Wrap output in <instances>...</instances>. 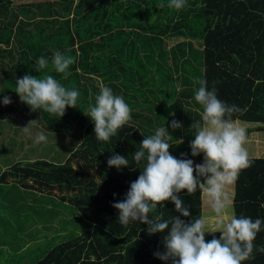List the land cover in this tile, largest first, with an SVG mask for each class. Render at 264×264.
Masks as SVG:
<instances>
[{
	"label": "trees",
	"instance_id": "trees-1",
	"mask_svg": "<svg viewBox=\"0 0 264 264\" xmlns=\"http://www.w3.org/2000/svg\"><path fill=\"white\" fill-rule=\"evenodd\" d=\"M169 2L0 0V140L7 135L1 160L9 162L5 169L0 165V191L11 186L55 198L84 223L79 232L40 256L33 255V247L21 251L17 235L3 239L6 232L0 228L1 245L14 253L7 256L10 252L1 247L0 264H171L154 256L164 251L163 234L149 235L147 225L138 221L122 225L112 204L125 198L142 170L132 154L159 127L165 126L172 136L171 155L179 159L186 154L183 158L192 159L194 165L203 162V154L192 157L189 147L195 132L190 125L200 120L203 110L194 99L197 79L206 80L208 89L215 88L218 99L227 105H237L241 111L233 113L232 120L257 125L253 129L262 132L264 142V0H186L179 10L168 7ZM55 51L74 58L66 78L51 70ZM42 56L48 58L49 67L36 72ZM45 73L80 93L76 107H66L62 117L42 108L32 111L14 92L16 79ZM101 85L122 96L131 109V120L108 141L95 137L94 122L88 117ZM5 95L12 101L7 106L2 103ZM172 120L180 122L181 128L172 130ZM28 123L30 133L42 132L33 124L38 123L45 136L57 131L69 137L70 146L63 147L64 161H48L49 146L42 143L39 148L31 146L34 154L42 149L33 162L14 163L6 157L24 142H35V136L20 132ZM22 135L25 141L16 143ZM114 154L126 157L128 167H109L107 161ZM249 159L251 165L239 171L233 189L224 187V203L233 191V214L261 219L252 254L242 264H264L260 251L264 248V159ZM178 195L190 217L180 216L171 201L158 205L150 216L163 213L164 219L179 216L186 222L211 217V210L205 213L208 206H203L199 189ZM212 234L219 238V233ZM212 234L206 233L205 240H211Z\"/></svg>",
	"mask_w": 264,
	"mask_h": 264
},
{
	"label": "clouds",
	"instance_id": "clouds-1",
	"mask_svg": "<svg viewBox=\"0 0 264 264\" xmlns=\"http://www.w3.org/2000/svg\"><path fill=\"white\" fill-rule=\"evenodd\" d=\"M186 0H170L168 7L177 10L183 8ZM74 63V58L55 51L51 57V70L64 74ZM49 67V60L40 57L36 62V72ZM199 85L194 91L195 101L202 106L200 120L191 123L195 129L194 139L190 142L191 156L203 154V162L195 164L192 159L176 158L170 154L172 137L165 126L159 127L154 134L144 137L140 148L132 154L142 170L134 182L130 183L125 198L113 203L119 213L117 219L122 225L138 221L147 225L149 235L163 234V252L154 256L171 264H242L250 258L253 241L261 230L262 221L257 218L228 215L225 211L224 186L233 181L240 170L251 165L248 151L244 147L247 140L246 130L232 120V114L241 111L237 105H227L217 97L216 89H208L204 79H197ZM20 101L32 111L43 109L45 112L62 117L66 107L75 108L80 93L68 89L54 76L45 73L42 76L28 74L16 79L14 91ZM7 95L2 103H11ZM88 117L94 122V134L100 141H108L117 130L131 120V109L122 96L114 95L111 88L101 85L95 96V104L89 105ZM30 121L29 123H31ZM27 126L21 128L30 134ZM181 123L172 120V130L181 128ZM43 132L35 136V142L46 141ZM183 143V140H178ZM107 164L118 170L128 167L129 161L119 154L112 155ZM199 189L207 198L215 212L212 232L207 231V222L201 217L187 222L179 216L164 219L163 213H155L158 205L171 201L175 211L183 217H190L189 208L178 195L181 191L192 194ZM219 233V238L212 234V239L205 240V234ZM264 252V248L260 249Z\"/></svg>",
	"mask_w": 264,
	"mask_h": 264
},
{
	"label": "rangeland",
	"instance_id": "rangeland-1",
	"mask_svg": "<svg viewBox=\"0 0 264 264\" xmlns=\"http://www.w3.org/2000/svg\"><path fill=\"white\" fill-rule=\"evenodd\" d=\"M235 122L246 130L247 140L244 144V147L248 151L249 158L264 159V142L262 132L253 129L257 125L239 121ZM33 124H37V126L40 127L43 132V127L40 124ZM252 129L254 131L248 132V130ZM12 130H14V128ZM57 130L60 131L58 128ZM20 132L24 133L22 129H20ZM53 132L48 131L46 135V141L40 143L49 146L48 154L46 156L48 161L61 162L66 158V153L63 147L68 148V146H70V140L68 136H65L64 132ZM36 134L37 133H30L24 135L32 138V136H36ZM24 135H22V138L17 139L16 143H20L19 141L23 140L25 141ZM6 137L7 135L3 134L0 140V145L2 146L0 148V165L3 168L5 165L7 166L9 164V162L8 164H3L1 160V158H5L3 154V145L4 141H6ZM40 143L24 142L21 145V150L15 149L12 154L8 153L6 157L11 156L10 161H13L14 163L25 160L33 162L37 158L41 157L42 149L40 150L41 152L34 154L31 152V146L39 148V146H43L40 145ZM53 158H55V160H53ZM225 186L232 190L233 181L226 183ZM225 194L226 196L229 194L227 190ZM232 195L233 194H231L230 199H228V201L226 200L225 202L229 208V213L225 209L226 214L228 215L233 214ZM203 198V206H208V208L205 209V213L211 210L208 213L211 215V217L205 216V220L208 225L207 231H212L214 227V217L216 214L215 212L214 214L212 213L213 209L208 201V198L205 195ZM3 208H5V210H3ZM0 212V228L1 231L6 232L3 239L17 235L21 239L19 242L22 244V249L20 248L21 251H23L25 248L33 247L32 251H35L33 254L34 256L42 255L51 245L58 244L60 241L65 240V238H67L66 236H69V234L72 232H79L80 227L84 228V223L80 218V215L73 213L71 208L68 209L66 206L62 207L58 200H55V198L49 199L46 195L23 192L21 189L19 191H15L11 186H6L5 189L0 191ZM5 242L8 243V241ZM1 247L7 251L8 247L6 244L1 245L0 243V248ZM9 252L10 250L7 251V253ZM12 254L14 253L10 252L7 256Z\"/></svg>",
	"mask_w": 264,
	"mask_h": 264
},
{
	"label": "crops",
	"instance_id": "crops-1",
	"mask_svg": "<svg viewBox=\"0 0 264 264\" xmlns=\"http://www.w3.org/2000/svg\"><path fill=\"white\" fill-rule=\"evenodd\" d=\"M232 193H233V192H232ZM232 193H231V194H232Z\"/></svg>",
	"mask_w": 264,
	"mask_h": 264
}]
</instances>
